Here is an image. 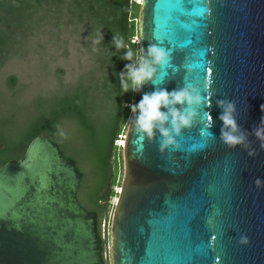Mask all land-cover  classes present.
Here are the masks:
<instances>
[{
  "label": "water",
  "instance_id": "obj_1",
  "mask_svg": "<svg viewBox=\"0 0 264 264\" xmlns=\"http://www.w3.org/2000/svg\"><path fill=\"white\" fill-rule=\"evenodd\" d=\"M139 4V49L155 44L170 60L153 65L133 104L189 83L204 99L163 152L159 133L142 139L129 121L111 264H264V183H254L264 148L253 134L264 118V0ZM219 100L235 102L247 147L221 140ZM81 177L44 133L0 165V264H104L97 214L77 199Z\"/></svg>",
  "mask_w": 264,
  "mask_h": 264
},
{
  "label": "trees",
  "instance_id": "obj_2",
  "mask_svg": "<svg viewBox=\"0 0 264 264\" xmlns=\"http://www.w3.org/2000/svg\"><path fill=\"white\" fill-rule=\"evenodd\" d=\"M139 7L137 0H0V17H23L22 27H29L35 22L39 25L43 21L54 23L63 15L71 18L73 23L86 26L94 37L93 41L99 40V43L93 42L92 46L97 53V59L106 67L104 68L106 72L103 74L109 71V75L105 74L107 78L105 77L102 86L110 90L111 97L109 114H106L100 127L97 128L93 122L92 115L96 109L86 95L79 90L73 95L62 90L47 104L44 113L33 119L29 126L18 134H13L4 125H0V165L10 159L22 157L29 141L40 133L51 139L50 136L58 130L63 132V135H60L66 149L54 142L63 155L71 158L75 165L76 161L70 155L76 154L74 144L81 143L80 145L87 149L90 157L93 158L94 170H91L89 183L82 174L78 190L84 193L86 204L83 201V207L97 214V229L100 235L101 220L109 211L108 199L111 196L109 192L110 189L113 191L116 182L114 173L116 166L112 169V165L117 162L116 153L120 156V148L116 150L114 140L117 135L122 134L120 126L124 125L123 122H127L131 115V108L127 105L133 104V91L129 88V91L123 92L118 74L122 71L126 72V64L137 62L136 52L139 51V47L132 39L138 36L136 19ZM113 34L122 36L126 46L117 49L112 43ZM129 50L133 52L132 60L122 59L124 53ZM87 79L89 84H94L92 81L94 77L90 76ZM125 81L130 83L127 81V76ZM6 82L9 88H15V77H10ZM67 123L71 124L70 127H75L74 144L71 136L62 130L63 127L69 128L68 125L66 126ZM102 247L104 256L103 240Z\"/></svg>",
  "mask_w": 264,
  "mask_h": 264
},
{
  "label": "rangeland",
  "instance_id": "obj_3",
  "mask_svg": "<svg viewBox=\"0 0 264 264\" xmlns=\"http://www.w3.org/2000/svg\"><path fill=\"white\" fill-rule=\"evenodd\" d=\"M23 20V17H0V125H4L11 133L18 134L25 130L33 119L41 116L47 104L62 90L71 95L79 90L96 109L92 119L99 128L111 108L110 90L102 86L107 78L105 74L109 75V71L103 74L106 72L104 69L106 67L97 59V53L92 46L94 37L88 32L89 29L76 22L73 23L71 18L63 15L54 23L43 21L39 25L35 22L29 27H22ZM136 23L138 31V17ZM138 40V36L132 39L135 42ZM12 76L16 78L14 89L9 88L6 82ZM90 76L95 78L92 79L94 84L91 82L89 84L87 81ZM129 118L120 126L122 134L117 135L114 140L116 150L120 148V156L117 153L115 155L116 165L114 163L112 165V169L116 166L114 172L116 182L113 191L110 189L109 192L111 194L108 199L109 211L100 224L107 264H111L110 228L123 179V142ZM67 125L71 124L67 123ZM62 130L71 136L74 144L75 127H63ZM61 133L63 132L58 130L50 137L66 149L61 140ZM80 144H74L76 154L70 156L74 158L78 169L89 183L91 170H94V161L87 149ZM77 199L82 206L83 201L86 204L84 193L79 190Z\"/></svg>",
  "mask_w": 264,
  "mask_h": 264
},
{
  "label": "clouds",
  "instance_id": "obj_4",
  "mask_svg": "<svg viewBox=\"0 0 264 264\" xmlns=\"http://www.w3.org/2000/svg\"><path fill=\"white\" fill-rule=\"evenodd\" d=\"M103 38V36H101ZM94 43H99V40H94ZM112 43L117 47H125L124 38L119 34H113ZM137 62L125 65V71L118 75L121 81L123 92L139 91L144 84L151 80L155 74L154 64L166 65L170 60V54L164 48L155 44L150 45L146 54L144 49H139L136 52ZM133 52L131 50L124 53L122 59L132 60ZM127 76V81H125ZM204 97L200 89L195 84H185L183 87L168 91L166 88H160L150 93L142 95L140 101L133 105H127L131 108L134 119L129 118V121L137 134L141 138L153 140L157 133L160 136V151L174 143L173 133L179 135L182 128L190 127L193 117L196 112V106L203 102ZM222 112L219 119L223 122L221 128V140L229 147L237 145H245L247 147V136L238 125L234 112V101H217ZM177 105L182 106L178 108ZM264 110V105L261 106ZM167 109L162 111L161 109ZM166 126V125H169ZM253 134L261 141V148H264V118L261 119L260 125L253 129ZM63 135V133H61ZM255 151L250 149L249 155H254ZM256 187H261L260 178L255 180ZM248 238L241 236L240 243H247Z\"/></svg>",
  "mask_w": 264,
  "mask_h": 264
},
{
  "label": "flooded vegetation",
  "instance_id": "obj_5",
  "mask_svg": "<svg viewBox=\"0 0 264 264\" xmlns=\"http://www.w3.org/2000/svg\"><path fill=\"white\" fill-rule=\"evenodd\" d=\"M104 264H107V261L106 260H104Z\"/></svg>",
  "mask_w": 264,
  "mask_h": 264
}]
</instances>
